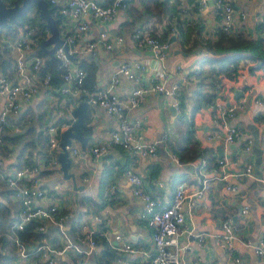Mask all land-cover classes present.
Returning <instances> with one entry per match:
<instances>
[{
	"label": "crops",
	"instance_id": "obj_1",
	"mask_svg": "<svg viewBox=\"0 0 264 264\" xmlns=\"http://www.w3.org/2000/svg\"><path fill=\"white\" fill-rule=\"evenodd\" d=\"M232 1L235 6V27L245 36L252 38H257L260 34L264 35L261 24L264 20V0ZM102 2L108 3L110 0H102ZM170 2L174 1L170 0ZM175 3H173L176 6L173 21L176 20L178 13L180 15L178 17L182 20L183 18L198 19L201 27L197 30V27L192 25L193 37L188 38V42L184 44L185 47L192 46L188 51L184 50L182 38L178 36L177 31L175 32L174 24L171 28H167V17L160 21L155 17L146 19L141 15L148 9L142 0L130 2L127 8L119 11L114 20L93 19L89 31L78 39L73 49L75 54L73 67L86 68L88 87L94 89L105 86L122 61L131 63L140 61L145 67L136 68L138 79L121 75L117 91L124 101H127L131 89L136 84L150 82L162 73L170 82H178L180 90L187 91L196 80L191 73L199 68L202 59L219 55L213 48L198 42V39L201 38L205 42L207 39L216 41L220 17L212 0L205 5H199L201 7L196 4L197 0ZM184 8L187 15L182 13L181 9ZM60 17L62 34L70 32L73 28L69 19L65 17L63 20L62 15ZM137 28H143V33L147 35L160 32L171 42L170 49L163 59H159L154 54L149 44L134 37L133 32ZM104 30L110 32L111 47H107L101 37V32ZM5 31L2 33H7ZM120 34L124 35L123 40H118ZM8 35L14 38L11 34ZM91 40L97 43L94 51L89 47ZM37 47L35 44L36 50ZM250 64L251 62H246L240 68L237 80L225 77L216 84V99L223 97L226 100H233L240 96L246 98L245 104L238 109L237 116L233 119V122L245 131L241 137L228 143L227 146L222 135L208 137L215 127L211 102L192 111L193 101L190 100L185 108L188 111L185 116H192L194 120V134L199 143L198 156L208 158L214 156V160L209 163L208 171L213 169L212 166L216 164L219 156H227L228 163L224 167L219 166L220 169L224 168L228 172L237 171L248 160H252L257 177L246 175L240 177L237 191L226 186L230 176L227 179H216L212 181L211 187L204 196H189L186 199L184 211L187 230L180 235L183 264H212L214 261L220 264H264V254L257 253L253 245L264 237V178H259L264 177V68L251 70ZM0 72L12 74L13 71L11 67L4 71L0 66ZM238 89H242V92L236 96ZM82 99H87L86 92L82 90L79 93H69L68 98L66 93L43 88L30 100H24L22 103L17 118L18 131L11 129L12 131L8 130L4 135L0 146L3 155L0 173L1 200L6 201L4 195L8 192L13 201L21 204V198L16 194V189L11 187L8 177L9 175L17 177V170L30 163L28 165L31 167L19 181L37 180L50 199L46 203L53 201L63 211L73 213L66 224V237L57 227L50 226L46 232L48 241L53 245H60L67 240H73L78 246L57 254L54 263H50L39 252L20 258L16 247L17 255L9 264H61L62 262L95 264L103 248L98 238L100 234L104 235L115 249V254L111 258L112 264L141 263V260L146 258L142 251H129L120 246L124 242H131L137 247L153 249L154 227L141 214L143 202L134 194L133 184L125 174V168L133 163L135 170L143 176L145 186L154 195L162 198L170 197L180 177L187 175L192 169L189 163L191 161L176 159V156L180 158L176 149H179L184 142L186 121L181 119L184 109L176 108L170 95L160 91H150L145 94L138 106L128 109L127 115L135 124L136 131L140 132L145 140L158 142L157 153L137 155L133 151L112 144L105 155L94 157L91 146L109 140L112 131L119 126L120 118L101 105L88 101L87 120L83 127L84 134L89 136L88 142L83 146L79 139L73 138L72 145L77 146L79 151L78 153L70 151L72 156L70 171L75 170L78 176L76 183L72 178H67L61 168V161L57 165L50 162L47 109L54 104L60 105L66 109L69 118L74 120L72 110ZM3 100L4 97L0 95V106ZM248 136L254 140L252 150L245 148V140ZM161 137L167 140L163 139L159 142ZM106 171L110 173L107 175ZM34 177L35 179H31ZM111 182L117 183L118 189L109 196L106 190ZM41 199L42 197L37 200L41 201ZM245 206L249 207L246 212L243 211ZM75 218L79 219V222ZM229 218L233 222L237 236L245 240L249 239L252 244L236 240L234 251L217 244L216 235L223 231V221ZM75 222L79 225L74 230L76 235H73ZM90 230H95V238L97 237V246L92 251ZM15 233L9 235L13 238ZM117 234H121L119 240L115 239ZM27 240L29 243L33 242ZM236 256L241 259L237 261Z\"/></svg>",
	"mask_w": 264,
	"mask_h": 264
},
{
	"label": "built area",
	"instance_id": "obj_2",
	"mask_svg": "<svg viewBox=\"0 0 264 264\" xmlns=\"http://www.w3.org/2000/svg\"><path fill=\"white\" fill-rule=\"evenodd\" d=\"M12 3L14 0H7ZM133 0H111L108 3L102 0H49L52 6H57V10L62 15L63 20L69 19L72 30L63 33L70 44V52L63 45L56 49V54L62 59V63L66 66L65 81L60 86V90L64 93H79L86 92L88 101L99 104L108 112L115 113L120 118L119 126L111 133V137L107 141L94 143L91 146V151L94 157L105 155L112 144L122 146L124 149L133 151L137 155H155L158 147L157 141H147L143 135L136 131L135 124L130 121L127 111L130 108L138 106L144 99L147 92L160 91L173 98V105L176 108L181 107L180 85L178 82H170L165 76L154 78L150 82H141L136 84L128 95L127 101H124L118 91L117 85L121 80V75L128 78L138 79L136 68H144L145 65L140 61L131 63L122 61L116 71L113 73L110 81L99 88L90 89L87 82V70L82 66L73 67V49L76 47L79 38L83 37L89 31L93 19L100 21H108L115 19L121 9L127 8ZM138 1V0H137ZM174 2L184 0H173ZM210 0H197V5H205ZM216 9L217 15L220 17L222 29L227 33L236 34L239 30L235 27V6L232 0H212ZM201 7V6H199ZM183 15H187L186 9H181ZM191 22H199L198 19H188ZM61 24V23H60ZM37 25H27L20 27L14 38H10L7 33L1 34V40L10 46L15 57L14 70L12 74L0 72V95L4 97L3 103L0 106V145L3 142L4 135L8 130L14 129L18 131L19 113L24 100H30L41 89H49L51 72L44 71V57L35 48V33L38 31ZM46 36L50 34L49 27H44ZM40 31V29H39ZM108 30L101 32V37L107 47L112 46L109 38L111 35ZM133 35L139 41L149 44L154 51V54L163 59L170 49L171 42L166 38H161L156 35H147L142 29L137 28ZM124 35H118V40H123ZM97 43L94 40L89 42V47L94 51ZM219 87L220 84H219ZM217 97V96H216ZM246 102L245 96H240L237 99L226 100L223 97L215 99L212 104V119L215 127L208 134V137L214 135H222L224 144L241 137L245 132L239 125L233 122L237 116V111ZM48 124V153L50 162L54 165L60 164L59 153L62 149L61 140L64 129L72 123L66 109L60 105L54 104L47 109ZM65 119L59 122V119ZM12 131V130H11ZM164 138L161 137L159 142ZM167 140L166 138L164 141ZM69 150L78 153L77 146L67 145ZM254 140L248 136L245 140V148L252 150ZM197 159L192 160V169L183 178L177 181V184L170 197L162 198L159 195H154L148 187L145 186L143 176L138 173L133 163H130L125 168V174L133 184V192L143 202L142 216L148 219L153 225V242L154 247L151 250L137 247L131 242H124L123 249L129 251H142L146 258L141 260L139 264H183L181 258V242L180 235L187 230L185 225L184 203L189 196L202 197L211 187L212 181L216 179H227V188L237 191L239 188L238 179L243 176L257 177L254 171V162L248 160L246 164L237 171L228 172L225 169H220L228 163L227 156H219L213 169L208 171L210 160L205 156H197ZM178 161H182L176 156ZM30 164V163H28ZM24 165L17 170V177L9 175L8 181L11 187L16 189V194L21 198V208L19 210L18 219L13 224L15 234L13 239L17 247V254L20 258H26L33 253H41L48 259L50 263H54V258L57 254L65 253L66 251L78 247L73 240H67L63 244L53 245L48 241L47 233L40 239L29 243L24 239L19 230H22L31 221H37L39 231L47 232L50 226L57 227L61 234L66 237V224L71 219L73 213L63 211L55 202L46 203L47 192L39 186L37 180L34 181H19L22 175H25L31 167ZM3 155L0 152V173L2 172ZM264 178V177H259ZM31 179H35L31 178ZM162 183V182H160ZM118 189L117 183L111 182L106 190L107 195L112 196ZM38 201V198H41ZM249 210L248 206L243 207V211ZM223 231L216 235L217 244L231 251L236 249L234 241L242 240L247 244H252L249 239L245 240L238 237L233 222L229 219L223 221ZM95 230H90V249L91 251L97 246L95 238ZM199 235V234H198ZM121 234H117L119 240ZM110 241V239H109ZM255 250L259 254H264V237L256 243H253ZM89 249V250H90ZM241 258L236 256V260ZM13 264V263H11ZM61 264H69L62 262ZM212 264H220L214 261Z\"/></svg>",
	"mask_w": 264,
	"mask_h": 264
},
{
	"label": "trees",
	"instance_id": "obj_3",
	"mask_svg": "<svg viewBox=\"0 0 264 264\" xmlns=\"http://www.w3.org/2000/svg\"><path fill=\"white\" fill-rule=\"evenodd\" d=\"M142 1L146 3L148 9L140 14L144 15L146 19H152L155 17L156 20L160 21H163L164 18L167 17V28H171V26L174 24L175 32L177 31L178 36H181L183 45L188 42V38L193 37V26L197 27V30L201 28L199 22L193 23L186 18H183V21L178 17L180 16L178 13L176 20L173 21V13L175 10L174 7H176L173 3L175 2L172 3L170 0ZM52 7L54 14L58 16L61 21L57 6ZM33 9V15H30L28 12L27 14L19 16L17 20H10L12 23L10 26H0V66L4 71H7L10 67L13 71L15 64L14 54L11 51L10 46L1 40V33L6 30L5 32H7V34L9 33L15 37L20 27L24 28L29 24L37 25L38 31L35 33V44L38 46V52L44 57V71L48 70L51 72L52 77L50 80L49 89L54 90V92L64 94V92H62L59 88L65 81V72L67 68L63 63H59L56 59L50 58V56L39 47L40 40L46 37L44 30L45 22L40 17L38 9ZM261 24L264 30V20L261 21ZM217 34L218 39L216 41L207 39L205 42L199 38L198 42L206 44L208 48H213L214 52L219 55L204 57L199 68L195 69L191 73L194 78H196V80L191 84V87L189 86L187 91L180 90V108L184 109L181 119L182 121H186V128L183 145L176 150L180 156V159L185 162L192 161L199 155L197 151L199 143L194 134L195 125L193 117L185 116L187 115L185 108L188 106V102L190 100L193 101L192 111L201 108L206 103H214L217 94L216 84L225 79V77L228 79L237 80L240 74V68H242L246 62H251L249 65L251 70H254L255 68H264V35L260 34L257 38H252L245 36L243 33H241V31H238L236 34H231L224 31L221 25H219L217 28ZM155 35L164 38L163 34L160 32L155 33ZM191 47L192 46L185 47L184 45V50L188 51L191 49ZM205 64H207V66H205ZM190 93L191 97L189 95ZM66 95L69 98V93H66ZM63 120L65 119L60 118L59 122ZM86 120L87 118H85V121ZM86 131H89V129H86ZM48 142L49 140H47V143ZM21 155H23V152H21ZM209 160H214V156L211 155ZM105 173L108 175L110 172L106 171ZM183 177L184 176L180 177V179ZM4 196L6 201L1 200L0 198V264H9L12 262L15 255H17L16 244L14 239L9 234L15 232L12 226L18 219L21 206L18 204V202L11 199L8 192ZM75 219L79 222V219ZM38 225L39 223L37 221H31L24 229L19 230L18 232L24 239L35 241L46 234L45 231H39L37 229ZM73 225L72 233L73 235H76L74 230L75 228H78L79 224L75 222ZM98 238L103 248L97 257V263L95 264H112L111 258L115 254L114 247H112L104 235L100 234Z\"/></svg>",
	"mask_w": 264,
	"mask_h": 264
},
{
	"label": "water",
	"instance_id": "obj_4",
	"mask_svg": "<svg viewBox=\"0 0 264 264\" xmlns=\"http://www.w3.org/2000/svg\"><path fill=\"white\" fill-rule=\"evenodd\" d=\"M33 8H37L40 17L44 20L45 26L49 27L50 34L40 40L39 47L45 51L50 58L58 60L62 63V59L56 54V49L63 45L65 49L70 52V44L66 37L62 34L60 28V19L54 14L52 5L49 0H14L9 3L7 0H0V26L8 27L12 23L10 20H17L19 16L27 14ZM72 55H74L71 52ZM242 92V89L237 90L236 96ZM89 102L87 99H82L72 110L75 116L72 123L67 126L63 131V137L61 140L62 150L59 153V159L61 161V168L64 171V175L67 178H72L75 183L77 181V172L75 170L70 171L72 166V156L67 145H71L73 138H77L85 146L88 142L89 136L84 134L83 127L86 125L85 118ZM70 221V219H69Z\"/></svg>",
	"mask_w": 264,
	"mask_h": 264
},
{
	"label": "rangeland",
	"instance_id": "obj_5",
	"mask_svg": "<svg viewBox=\"0 0 264 264\" xmlns=\"http://www.w3.org/2000/svg\"><path fill=\"white\" fill-rule=\"evenodd\" d=\"M34 10V9H33ZM33 10H31V11H29V14L30 15H33L34 14V11ZM186 112H188L187 110H186Z\"/></svg>",
	"mask_w": 264,
	"mask_h": 264
}]
</instances>
